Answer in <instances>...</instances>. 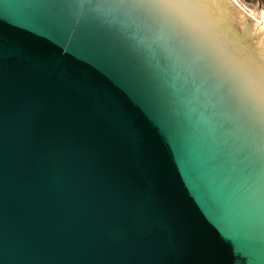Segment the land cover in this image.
Returning <instances> with one entry per match:
<instances>
[{
	"label": "water",
	"instance_id": "95a60500",
	"mask_svg": "<svg viewBox=\"0 0 264 264\" xmlns=\"http://www.w3.org/2000/svg\"><path fill=\"white\" fill-rule=\"evenodd\" d=\"M0 264H264V18L0 0Z\"/></svg>",
	"mask_w": 264,
	"mask_h": 264
},
{
	"label": "rangeland",
	"instance_id": "374dc122",
	"mask_svg": "<svg viewBox=\"0 0 264 264\" xmlns=\"http://www.w3.org/2000/svg\"><path fill=\"white\" fill-rule=\"evenodd\" d=\"M244 10L252 15H261L264 18V0H236Z\"/></svg>",
	"mask_w": 264,
	"mask_h": 264
},
{
	"label": "snow or ice",
	"instance_id": "6c2138e0",
	"mask_svg": "<svg viewBox=\"0 0 264 264\" xmlns=\"http://www.w3.org/2000/svg\"><path fill=\"white\" fill-rule=\"evenodd\" d=\"M143 6L165 5V4H188L196 0H141Z\"/></svg>",
	"mask_w": 264,
	"mask_h": 264
}]
</instances>
